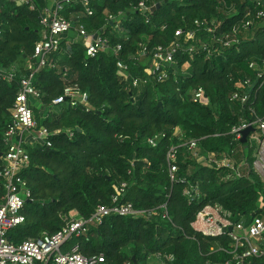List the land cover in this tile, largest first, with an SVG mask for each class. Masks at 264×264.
<instances>
[{
	"label": "trees",
	"instance_id": "trees-1",
	"mask_svg": "<svg viewBox=\"0 0 264 264\" xmlns=\"http://www.w3.org/2000/svg\"><path fill=\"white\" fill-rule=\"evenodd\" d=\"M30 1L34 9L18 0H0V67L17 63L24 69L42 36L39 14L50 0ZM139 1L90 0L91 16L84 13L80 0L64 8L66 17L80 20L90 33L102 32L106 25L103 35L110 47L89 56L84 40L69 32L60 49L49 55L55 66L36 73L40 101L51 106L44 121L37 111V120L62 132L52 136L51 146L40 142L26 145L30 162L21 175L32 199L22 211L25 221L10 228L7 237L18 245L43 232H56L71 221L73 212L90 217L98 204L111 203L115 186L125 181L123 199L142 212L109 215L102 224H91L86 233L71 238L66 248L78 244L82 254H103L109 264H148L149 256L158 251L174 255L168 264H223L231 257L228 235L205 236L191 223L206 204L220 203L234 220L247 224L264 203V179L253 167L251 134L242 143L231 133L234 125L264 115V81L250 67L251 61H264V16L257 17L258 10H264V0L261 5L257 0H165L148 12L134 8ZM110 14L116 15L114 23L108 20ZM248 19L254 22L245 29L243 23ZM195 20L215 30L211 33L204 26L197 33L199 41L185 44H194L198 52L181 50L174 64L176 73L159 81L144 66L133 64L132 73L148 81L132 86L121 80L113 46L121 43L119 56L130 61L143 36H149L151 49L170 42L178 28H195ZM235 32L239 44L225 47L214 38ZM201 40L211 49L221 46L220 51L208 55ZM186 62L189 67L183 71ZM247 77L252 79L248 88L251 99L244 104L232 101L231 94ZM68 84H78L86 91L88 102L76 107L69 100L53 104ZM199 87L207 98L195 102ZM19 88L18 77L0 82V162ZM67 130L74 132L72 137ZM155 135L160 137L153 146L147 140ZM192 138L198 140L199 153L204 155L233 156L236 147L243 146L246 163L242 175L227 177L232 173L227 167L199 163L186 143ZM174 145H179V167L172 181L167 152ZM188 182L200 186V194L192 201L184 194ZM4 195L5 189L0 188V203ZM164 205L170 218L163 217ZM46 264L54 263L49 260Z\"/></svg>",
	"mask_w": 264,
	"mask_h": 264
},
{
	"label": "built area",
	"instance_id": "built-area-1",
	"mask_svg": "<svg viewBox=\"0 0 264 264\" xmlns=\"http://www.w3.org/2000/svg\"><path fill=\"white\" fill-rule=\"evenodd\" d=\"M20 3L29 4L30 8L35 6L30 0H18ZM75 0H50L39 14V25L41 27V38L36 42L34 53L30 60L22 69L19 64L13 63L10 66L0 67V82L11 81L19 78L20 88L11 108L10 121L4 133L5 150L1 154L0 162V188L5 189L3 201L0 203V264H46L52 260L54 264H109L103 254H94L86 256L81 253L78 244H73L66 248L67 243L74 236H80L88 231L91 224H102L104 219L112 214L120 216L136 215L142 210L135 208L132 202L125 201L127 182H121L115 186L111 195V203L98 204L90 217L81 216L79 213L71 216V221L62 226L54 233L43 232L40 237L27 239L21 244H14L7 237L10 228L19 225L25 221L23 208L28 199H32L31 190L28 188L26 180L22 177L21 171L28 166L30 162V153L27 144L40 142L48 146L52 145L51 138L62 132L61 129L50 130L47 126L39 124L35 117L33 102L40 100L42 93L35 85L36 73L45 66H55V63L49 61V55L60 49L62 38L71 30L76 33V38H82L89 56H95L100 51L107 50L109 39L103 35L106 28L104 25L102 32L90 33L80 20H74L63 14L64 8ZM84 7V13L93 15L94 9L90 0H80ZM160 1L165 0H140L134 8L138 11L148 12L153 10ZM261 5V0H257ZM122 11L119 12V15ZM249 15V14H247ZM264 16V10L260 8L257 17ZM116 15L110 14L108 20L114 23ZM254 20L248 19L243 23V28L248 29ZM205 26L206 31L214 32L215 27L207 25L204 21L195 20V28H178L175 31L173 39L166 44H158L153 48H148L149 36H143L135 54L130 57V61L121 58L120 52L123 49L119 43L111 48L112 53L117 57L116 66L121 80L129 82L132 86H137L141 82H147L148 78L140 74H133L132 65L144 66L147 73L156 80L165 81L171 73H176L174 64L177 63L176 57L181 50L194 54L198 48L194 44L185 46L190 41H199L197 33ZM165 27V26H164ZM1 34V29H0ZM95 34L97 36L95 37ZM124 37H128L124 35ZM217 44L221 46H230L239 44L240 38L237 33H228L214 37ZM207 54L211 55L215 51H220L221 46L213 49L200 41ZM201 46V45H200ZM189 62L182 65V70L186 71ZM250 67L257 71V77L261 82L264 81V61L259 63L251 61ZM252 79L247 77L243 81L240 89L231 94L232 101H240L242 104L248 103L252 96L249 88ZM261 86V85H260ZM206 94L203 87H199L194 93L195 102L206 100ZM69 100L71 106L76 107L80 103L88 102V93L78 84H68L63 92L53 99V104L57 105ZM249 126H254L259 131V137H249V143L257 144V159L254 160L255 167L264 179V115L258 116L255 120L242 121L239 125H234L231 133L235 140H241L243 130ZM181 130H177L179 132ZM72 137L74 132L67 130ZM29 134L36 135L33 142L26 141ZM122 136H120L121 138ZM159 135L148 138L150 145H157ZM188 149L191 150L197 161L209 167L221 168L227 167L232 171L227 177L233 175L240 177L242 175V165L237 164L233 156L223 154L208 155L199 153V143L195 138L187 142ZM178 149L179 145L171 146L167 152V161L169 175L172 181L177 178L178 171ZM235 151V150H234ZM255 158V157H254ZM184 194L192 201L200 194V186L194 183H187ZM165 206V205H164ZM163 217H169L167 207ZM193 229L205 236L228 235L231 239L229 244V253L231 257L223 264H249L251 261L264 259V203L260 211L253 214L249 223L243 220L236 221L231 211L226 209L220 203H209L202 207L196 214L191 223ZM232 227V230H229ZM66 248V249H65ZM214 250V247L211 248ZM220 249H224L220 247ZM225 250V249H224ZM154 259V264H168V261L174 259L173 254L161 251L155 252L149 256ZM206 264H219L218 262L207 261Z\"/></svg>",
	"mask_w": 264,
	"mask_h": 264
},
{
	"label": "rangeland",
	"instance_id": "rangeland-1",
	"mask_svg": "<svg viewBox=\"0 0 264 264\" xmlns=\"http://www.w3.org/2000/svg\"><path fill=\"white\" fill-rule=\"evenodd\" d=\"M70 32H73V30H71ZM251 135H253L254 137H259V131L255 130V131L251 132ZM253 136H250V137H253ZM250 146H251L252 151H253V157H255V159H257V152H256L257 151L256 150L257 144H253V143L251 144L250 143ZM243 149H244L243 146L238 145L236 147L234 153H233V156H234L233 159L239 165H242L246 162V158L243 155V151H244ZM254 169L258 174H260L259 171L255 167H254ZM260 176H261V174H260ZM154 262H155V260L153 258L150 260L148 259V264H154Z\"/></svg>",
	"mask_w": 264,
	"mask_h": 264
},
{
	"label": "crops",
	"instance_id": "crops-1",
	"mask_svg": "<svg viewBox=\"0 0 264 264\" xmlns=\"http://www.w3.org/2000/svg\"><path fill=\"white\" fill-rule=\"evenodd\" d=\"M33 106H34V113H35L36 119H37V111H38L39 120L40 121H44L48 117V115L50 113L51 106L43 105L40 100H35L33 102ZM35 136L36 135L29 134V136L27 137L26 141H28L29 143L33 142L36 139ZM72 214L76 215L78 213L77 212H73ZM10 264H12V263H10Z\"/></svg>",
	"mask_w": 264,
	"mask_h": 264
},
{
	"label": "water",
	"instance_id": "water-1",
	"mask_svg": "<svg viewBox=\"0 0 264 264\" xmlns=\"http://www.w3.org/2000/svg\"><path fill=\"white\" fill-rule=\"evenodd\" d=\"M96 36H97V34H95V37ZM255 129L256 128L254 126H249L245 130H243V136L241 138V142L246 143L248 141V136L251 134V132L255 131ZM29 200H31V199H29ZM229 230H232V227H229ZM249 264H264V259L253 260Z\"/></svg>",
	"mask_w": 264,
	"mask_h": 264
}]
</instances>
